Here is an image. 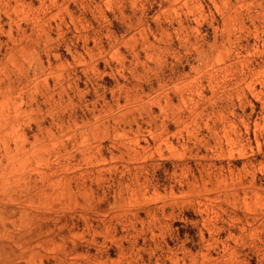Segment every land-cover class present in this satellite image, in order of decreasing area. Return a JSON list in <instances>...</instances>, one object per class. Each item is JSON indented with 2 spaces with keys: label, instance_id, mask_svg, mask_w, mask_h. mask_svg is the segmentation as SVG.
Listing matches in <instances>:
<instances>
[{
  "label": "rangeland",
  "instance_id": "rangeland-1",
  "mask_svg": "<svg viewBox=\"0 0 264 264\" xmlns=\"http://www.w3.org/2000/svg\"><path fill=\"white\" fill-rule=\"evenodd\" d=\"M0 264H264V0H0Z\"/></svg>",
  "mask_w": 264,
  "mask_h": 264
}]
</instances>
